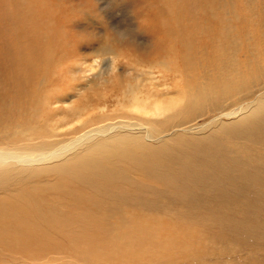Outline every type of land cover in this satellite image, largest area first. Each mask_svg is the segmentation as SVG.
Here are the masks:
<instances>
[{"label": "rangeland", "instance_id": "rangeland-1", "mask_svg": "<svg viewBox=\"0 0 264 264\" xmlns=\"http://www.w3.org/2000/svg\"><path fill=\"white\" fill-rule=\"evenodd\" d=\"M167 2H174L175 16L173 20L176 22V26L173 28L175 33L172 35L168 33V25L171 23L162 20L159 14L160 11L169 10ZM190 2L187 14H183L180 18L181 0H150L149 2L146 0H35V3L40 4V9L34 21L38 25V17L41 16L45 24L40 28L46 30L45 33H48L51 38L53 37V47L47 52H57V57L63 58L67 50L69 51L68 57L73 58L74 61L56 73H48L42 68H38L37 73L29 69L24 70L29 66L28 64H24L20 72H16L14 69L19 61L13 62V53L4 49V54L0 52V59L4 55L3 58L6 61V69L0 70L1 85L5 92L11 86L18 88L22 95L28 99L29 104H33L32 101L35 98L27 95L28 90L34 88L35 91H44L49 94L55 85H60L57 78L62 79L64 73L78 60L94 57L93 55L99 52L106 56L108 51H111L110 59L114 60L116 64L112 65L113 71L104 72L102 78L99 79L101 83L90 86V78L86 76L72 80V82H80L85 88L64 106L66 109H84V113L81 117L73 120L70 119L71 114L62 119L65 123L69 122L66 124L69 126L67 129L74 126L76 131L82 134L85 130L93 129L92 126H82L87 121L85 111L92 109L88 98L95 97L106 89L113 88L119 91L118 85L126 83L122 95L113 92L110 94L112 104L104 108L107 112L112 108L114 111L115 108H120L118 106L120 102L125 105L124 111L131 113L135 102L132 91L137 88L142 91L141 95L146 94L145 105L150 107L148 111H153V107L157 105L155 101H152L156 95L170 94L173 98L175 97L172 86L158 85L151 68H147V72L154 78L155 83L151 85L147 79L145 80L146 63L166 60L168 69H163L161 76L174 83L169 66L181 69L186 62L187 69L192 71L197 68L196 64L200 60H205L200 55L201 51L206 50L207 70H212L213 81L219 84L222 80L221 75L215 70L218 56L214 54L217 48H214L213 39L204 32V29L209 25V15L206 13H210L211 10L228 11L230 13L229 22L233 24L232 31L234 32L235 29L240 36L239 48L241 46V48H247L250 51H258L261 46L252 44V41L259 39L262 32L257 23L262 22L264 18V0H241L243 3L241 9L238 8L235 0H210L207 6L202 3V0H191ZM18 6L19 0H0V31H2L1 35L3 34L1 36L3 43L4 40L6 44L12 43L14 40L16 34L13 30L17 29L15 25L18 16L14 9H17ZM237 10L238 18L234 15ZM236 20L239 21V28L236 25ZM213 28L216 29V23ZM8 30L15 35L12 36L9 33L7 35ZM5 33L6 35H4ZM186 33L189 34V37ZM28 38L30 36L26 35L22 39V43L27 42ZM109 41H111L112 47H108L107 42ZM158 42L163 43L164 48L155 53ZM236 43L239 44L237 36ZM84 44H95L94 47L98 52L91 51V47L84 46ZM253 46L256 48H252ZM145 47L146 49H144ZM185 48L189 50L184 52ZM130 57H135L144 63V70L142 71V67L140 69L131 67V61L135 60ZM236 57L237 60L234 62L224 60L222 63L225 75L230 78L234 87L231 97L233 101L212 107L208 94L204 92L202 95L200 92L198 86L202 88V84L191 80L193 91L187 96H183L174 110V112H187L191 107H197L198 111H201V115L195 118L190 126H184L182 129L175 128L178 130L173 131L175 134L173 137L171 133L160 134L158 132L154 138L147 135V126L139 127L143 122L133 128L134 131L146 132L147 142L157 150L146 148V153H144L138 149L132 156V160L122 158L123 162H117L118 165H115L112 170L120 171L121 168H124L122 170L124 180L110 178L108 183L112 184L119 180L117 184L122 181L128 183L132 178L137 180L138 174L142 170H146L148 173L146 183L138 182L131 186L132 189H138L136 192L119 194L120 191L113 190L111 185L106 186L105 181L97 179L92 183L91 177L88 175H83L76 181L78 185L86 184L89 191L95 188L88 195L91 204H104V200L94 194L96 188H99L113 191L114 194H117L118 200L125 201L128 206L129 204L134 205L135 212L132 218L134 221L146 222L144 218L137 217L147 210L164 216L166 213L169 216L175 214V223L170 219L169 226L161 229L160 232L159 229H155V232L152 231L151 227L146 230L148 239L146 248L149 245L157 248L155 245L157 242L171 241L172 239L177 243L178 249L181 247L180 252H184L182 255L183 257L185 255V261H194V256L183 249L184 245L180 234L169 229L171 224H175L178 228L189 225L188 227L198 230L196 232L198 240L192 241H196L198 248H202L201 251L198 249L195 263L264 264V107L257 108V101H255L258 94L264 93V79L258 76V58L254 57L252 60L245 56H239L235 52L231 61ZM93 59L89 58L87 62L96 65L94 71L88 72L91 73L90 76L104 65V61L100 58H98V62H94ZM259 61L264 64V58ZM249 65L253 73L248 76ZM53 66L54 61L49 60L44 63L43 68L51 69ZM188 67H193V69L190 70ZM250 77L257 83L252 80L249 82V87L244 86ZM203 79L205 78L203 77ZM260 80L263 83L258 84ZM206 87L210 92L215 91L211 80L205 82L203 91ZM61 88H65V83H61ZM88 90L90 92L85 95ZM57 94H62V90H59ZM223 94L226 96V89H223ZM2 95V90H0V97ZM162 99L165 98L158 100ZM230 103L232 104L230 105ZM43 108L45 106L38 114L31 113L30 123L37 121L38 126L47 125L41 116L44 115L41 114ZM163 109L167 110V113L163 114V110H161L160 119L162 120L170 115L167 104L163 105ZM234 111L243 112L235 117L226 115ZM19 113L21 114V111ZM12 120L18 119L12 117ZM125 120L115 124L113 129L116 126L127 128L126 125H123L127 123ZM146 120H157V118L148 117ZM177 120L179 119L177 118ZM167 132L169 131L165 133ZM182 132L184 134H179ZM86 136L75 142L85 141ZM167 138H170V143L164 145L163 139ZM2 141L7 146L1 145L0 150H6L5 152L14 150L21 143L20 140H7L6 137H3ZM64 147L65 143H61L53 155L63 153ZM41 166L44 167V165ZM25 173L26 171L21 172V174ZM2 183L3 180H0V196L11 193L14 197L18 196L17 190L21 189V183H18L16 179H10L6 183L5 189H3ZM64 189L60 190L64 191ZM53 193L54 190H51L50 194ZM133 197L140 200L129 202L128 200ZM112 208L119 210L120 204H113ZM65 215L60 221H56V225L60 227L62 223H66L69 225V229L75 230L74 210L69 209ZM88 222L91 221L88 220ZM152 222L154 221H147L146 225L153 226ZM117 229L121 230L119 226ZM106 231L111 234L110 230ZM165 235L167 240L166 238L162 239ZM69 237L72 241H65L68 252H66L64 244H61L55 253L51 252L53 250L48 252L39 250L32 251L35 254L31 256H29L30 251L24 248L18 250L0 249V264H68L69 262L79 264L80 261L82 263L83 260L78 258L80 256L76 257L67 248L70 246L74 250L71 243H74V237L72 235ZM50 242L53 243L52 240ZM93 243L95 244L92 245V248L103 251L110 249L108 241ZM79 244L82 248L80 246L78 248L87 251L83 248V243L79 242ZM184 244L187 245L188 242L184 240ZM176 249L175 246L169 251L174 253ZM57 252H61L63 256L67 254V258H73V262L67 258L63 260L62 255ZM149 253L157 252L153 249ZM98 259L99 261H97ZM98 259L94 258L96 264H128L126 257H117L116 253H113L109 258L98 257ZM138 262L142 263L143 261L139 260Z\"/></svg>", "mask_w": 264, "mask_h": 264}, {"label": "bare ground", "instance_id": "bare-ground-1", "mask_svg": "<svg viewBox=\"0 0 264 264\" xmlns=\"http://www.w3.org/2000/svg\"><path fill=\"white\" fill-rule=\"evenodd\" d=\"M146 1L149 2L150 0ZM190 1L181 0L180 18L183 14H187L191 3ZM240 2L241 0H235L236 5L241 9L243 3ZM202 3L207 6L210 0H202ZM39 5V3H35V0H19L18 8L14 9L18 14L15 25L17 29L13 30L16 35L14 33L11 34L12 32H9V30L6 32L7 35H15L12 43L6 44L5 40L3 43L1 37L3 34L1 35L2 31H0V52L3 53L4 49H8L13 53L14 58L12 61H19L14 69L16 72H20L24 64H28L29 66L24 70L29 69L37 73L38 68H42L48 73H56L65 69L66 66L74 61L73 58L72 60L68 57L67 53L69 51L67 50L63 58L57 57V52H47L53 47V37L51 38L48 33H45L46 30L44 31V29L40 28L41 25L45 24L41 16L38 17V25L34 21L39 13ZM167 5L169 6V10L166 12L160 11L159 14L162 20L171 23V25H168V33L172 35L175 33L173 28L176 26V22L173 20L175 16L174 2H167ZM206 15H209V25L204 29V32L213 39L214 48H217V51H214V54L218 56V63L215 66V70L221 75L222 82L216 84L212 78L214 73L211 69L209 71L207 70L206 63H208V58L206 50L201 51L200 57L205 60H200L196 64L197 68L193 69V67H188L190 70L193 69L192 71L187 69L186 62L181 69H175L171 65L169 66V70L173 74L174 83L161 76V71L168 69L166 60L146 63V69L144 71L145 80L147 79L151 85L155 83L154 78L147 72V68H151L159 86H172L174 89V98L170 94L156 95L155 99L152 100L157 104L153 107V111H148L150 107L147 104L145 105L146 94L141 95L142 91L140 88L132 91L135 102L133 103L134 109L131 113L124 111L125 105L120 102L118 103L120 108H115V111L114 108L109 112L105 111L104 108L112 104L110 98L112 92L122 95L126 85V83H122L117 87L119 91L109 88L100 92L95 97L88 98L92 109L85 111L87 121L82 126H92L93 129L85 130L82 134H79L74 126L67 129L69 126H66V124L69 122L65 123L62 119L63 117L71 114L70 119L73 120L81 117L84 113V109H66L64 106L70 99L78 96L85 88L80 82H72V80L80 76H86L90 78V86L101 83L99 79L102 78L104 72L107 70L113 71L114 68L112 65L113 63L116 64L114 60L110 59L111 51H108L106 56H103L99 52L94 54V57H86L85 59L78 60L73 67L64 73L62 79L57 78V82H60V85H55L49 94L44 91H35L34 88L28 90L26 92L27 95L35 98L32 101L33 104H29L28 99L14 86L9 87L5 92L0 82V90L3 93L2 97H0V147L1 145L7 146L3 141L1 142L3 137H6L7 140H20L21 143L14 150L8 152H12L22 158H28L27 166L11 164L0 168V180H3V189H5V185L10 179H16L18 183H21V189L17 190V197H14L13 193L0 196V249L18 250L24 248L30 251L29 256L35 254L32 251L39 250L45 252L53 250L51 252L55 253V250L57 251L61 244H64L66 249L65 241H72L69 237L72 235L74 237V243H71L73 244L74 250L70 246H67V248L76 257L80 256L78 258H81L83 261L82 263L80 261L79 264H96L94 258L106 259L113 253H116L117 257H126L128 264H142L143 262L145 264H197L195 261L198 249L199 251L202 249L198 248L196 241H192L198 237L196 236L197 229L188 227L189 225L178 228L175 224H171L169 228L172 232H178L180 234V239L184 245L183 249L194 256V261L192 262H189V260L187 262L185 261V255L184 257L182 255L184 252H180L181 247L178 249L177 243L172 239L171 241L157 242L155 244L157 248L150 245L146 248L148 245L146 244L148 240L146 238V230L151 227L152 231L155 232V229H159L160 232L161 229L169 226L171 220L175 223V214L169 216L166 213L164 216L163 214H154L150 210H147L144 213L142 212L140 214L141 216L137 217L144 218L146 222L154 221L152 222L154 224L153 226L146 225V222L134 221L132 219L135 212L134 205L129 204L128 206L125 204V201L118 200L117 194H114L113 191L107 190V194L106 189L96 188L94 194H97L104 200V204H91L88 195L95 188L89 191L86 184L78 185L76 181L81 176L88 175L91 177L92 183L97 179L105 181L106 186L111 185L113 190L120 191L119 194L136 192L138 189H132L131 186L138 182L141 184L146 183L148 177L146 170H142L138 174L137 180L132 178L129 179L128 183H123L122 181L117 184L120 180H124V174H122L124 168H121L120 171L112 170V168L118 165L117 162L122 163V158L132 160V156L136 154V150L138 149L144 153H146V148L157 150L152 144L147 142L146 132L149 137L153 138L158 132L160 134L171 133L173 137L175 135L173 133L174 130L176 132L179 128L182 129L184 126H190L194 122V119L201 115V111H198L197 107H191L187 112H174L182 97L187 96L193 91L191 80L202 84V88L198 86L200 92L202 95L204 92L208 94L212 107H217L224 102L233 101L231 97L234 93V87L230 78L225 75L224 65L222 63L224 60H229L230 62L236 61L237 57L231 61L235 52L239 56H245L252 60L254 57L258 58V76L264 79V64L259 61V59L263 60L264 58V18L262 22L257 23V26L262 29L259 39L252 41V44L261 46V48L258 51H250L247 48H241V46L239 48L240 36L235 29L234 32L232 31L233 24L229 22L230 13L228 11L211 10ZM234 15L237 18L239 17L238 10ZM214 23H216V29L213 28ZM236 25L239 28L240 24L238 20H236ZM45 27L47 28V25ZM26 35H29L30 38H28L27 42L22 43V39ZM186 35L189 37V34L186 33ZM236 36L239 44L236 43ZM107 43L108 47H112L110 44L111 41ZM85 45H89L91 51H97L94 47L95 44ZM163 48V43L158 42L155 53ZM252 48L256 47L253 46ZM188 50L185 48L183 51L187 52ZM3 57L0 59V70L6 69V61ZM89 58H94V62H98V58L104 61V65L91 76V73L88 72L94 71L96 65L92 62L87 63ZM130 58L135 60L131 61V67L136 69L142 67V71L144 70V63L135 57ZM49 60L54 61V66L51 69L43 68L44 63ZM247 72L248 76L253 73L250 65ZM96 76L97 78H95ZM200 76H203L205 79L203 77L200 78ZM208 80H211L212 87L215 91L210 92L207 87L203 91L204 84ZM252 80L254 79L250 77L248 83L244 86L249 87V82ZM262 80L258 84L263 83ZM61 83H65V88H61ZM222 88L226 89V96H224ZM59 90H62V94H57ZM89 92L90 90L85 95ZM125 98L127 99V97ZM161 98L165 99L159 101L158 99ZM255 101H257V108H261L260 106L264 107V93L258 94ZM164 104L168 105L170 115L162 120L160 119L161 110H163V114L167 113V110L163 109ZM44 106L45 108L41 111V114L44 115L41 116L47 125L38 126L39 124H36L37 121L30 123L31 113L34 114L36 112L38 114ZM19 111H21V114ZM241 113L234 111L226 115L235 117ZM138 114L140 115L138 116ZM12 117L18 120H12ZM148 117L157 118V120H146ZM124 119H126L125 121L127 123L123 125H126L127 128L116 126L113 129L115 124L121 123ZM141 122L143 123L139 127L147 126L145 133L140 130H133ZM11 125L13 129H11ZM166 131L169 132L165 133ZM84 136L87 138L85 141L75 142ZM163 140L165 141L163 143L164 145L170 143V138ZM61 143H65L63 153L53 155ZM41 165H44V167ZM143 166L146 167V165ZM24 171L26 173L21 174ZM110 178L120 180L109 184L108 179ZM62 188H65L64 191L60 190ZM51 190H54L53 194H50ZM139 200L133 197L128 201L137 202ZM113 204H120V209H113ZM69 209L74 210L75 230L69 229V225L66 223H62L60 227L56 225V221H60L61 218L65 217ZM88 220L91 222H88ZM118 226L121 230L117 229ZM107 229L111 231V234L106 231ZM165 238L167 240L166 235L162 237V239ZM184 240L188 242L187 245L184 244ZM95 241H108L110 243V249L103 251L102 249L92 248V245L95 244L93 242ZM79 242L83 243V248L87 251H82L78 248L80 246ZM175 246L177 249L174 253L169 251L170 248ZM153 249L157 253L150 254L149 251H153ZM63 250L61 251L63 252ZM66 252H68L67 249ZM59 254L62 255L61 252ZM61 258L65 260L67 254L65 256L62 255ZM67 259L73 262V258L68 257ZM136 260L143 262H135ZM104 262L106 263V261ZM68 264L72 263L69 262Z\"/></svg>", "mask_w": 264, "mask_h": 264}, {"label": "clouds", "instance_id": "clouds-1", "mask_svg": "<svg viewBox=\"0 0 264 264\" xmlns=\"http://www.w3.org/2000/svg\"><path fill=\"white\" fill-rule=\"evenodd\" d=\"M28 158H22L12 152L0 151V168L5 165H24L27 166Z\"/></svg>", "mask_w": 264, "mask_h": 264}]
</instances>
